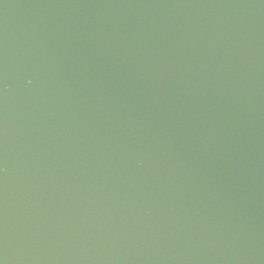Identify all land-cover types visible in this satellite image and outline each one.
Returning a JSON list of instances; mask_svg holds the SVG:
<instances>
[{
	"label": "water",
	"instance_id": "water-1",
	"mask_svg": "<svg viewBox=\"0 0 264 264\" xmlns=\"http://www.w3.org/2000/svg\"><path fill=\"white\" fill-rule=\"evenodd\" d=\"M0 264H264V0H0Z\"/></svg>",
	"mask_w": 264,
	"mask_h": 264
}]
</instances>
